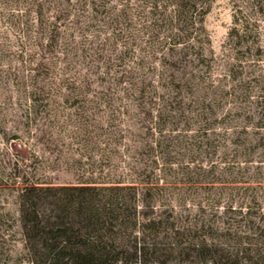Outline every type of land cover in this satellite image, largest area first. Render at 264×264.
Instances as JSON below:
<instances>
[{"label":"trees","instance_id":"trees-1","mask_svg":"<svg viewBox=\"0 0 264 264\" xmlns=\"http://www.w3.org/2000/svg\"><path fill=\"white\" fill-rule=\"evenodd\" d=\"M238 2L229 37L240 48L256 45L261 53V25L250 21L243 2ZM259 2L264 11V0ZM11 4L10 20L26 26L22 29L26 61H32L27 67L26 100L42 98L45 86L54 89L38 76L42 70L50 75L57 67L62 97H71L73 88L78 89L76 96H83L86 87L97 83L98 98L133 102L154 121L153 143H147L151 162L139 156L146 151L135 148L131 157L136 164L156 165L164 160L159 152L171 155L172 143H163L167 132L190 130L195 122L205 132L215 130L221 113L206 108V85L201 84L202 74L194 71L198 64L211 66L213 57L199 34L208 38L205 16L212 0H11ZM99 24L109 43L103 42L93 54L89 29ZM240 82L250 83L246 77ZM189 100L201 106L197 112ZM206 137V149L216 151L218 145ZM130 168L137 178L120 175L77 184L25 185L19 221L29 264H264L261 211L256 214L245 209L244 202L221 199L161 200L164 185L141 177L135 164Z\"/></svg>","mask_w":264,"mask_h":264},{"label":"rangeland","instance_id":"rangeland-1","mask_svg":"<svg viewBox=\"0 0 264 264\" xmlns=\"http://www.w3.org/2000/svg\"><path fill=\"white\" fill-rule=\"evenodd\" d=\"M236 1L243 2V13L250 21L256 19L261 25V53L258 46L240 48L229 37L234 13H238ZM260 3L212 0L205 16L208 38L198 32L200 43L213 57L211 66L198 64L194 71L202 74L201 84L206 85V108L221 115L215 130L205 132L195 122L190 130L167 132L163 143H172L173 151L171 155L159 152L164 160L156 166L136 164L131 157L135 148L142 149L146 153L139 156L151 162L147 143H153L154 121L133 102L98 98L97 83L86 87L83 96H76L78 89L73 88L71 97H62L57 83L60 72L53 67L50 75L38 71V77L54 89L45 86L42 98L26 100L27 67L32 62L26 61V32L22 30L26 26L10 20L11 0H0V264H29L19 197L22 188L32 183L77 184L120 175L137 178L138 173L130 168L135 164L141 177L158 179L164 185L161 200L244 202L245 209L264 214V145L260 140L264 139V11L259 10ZM99 29L100 24L89 29L93 54L103 42L109 43ZM244 77L250 83L240 82ZM247 93L253 96L248 98ZM188 103L195 105L191 107L195 112L201 107ZM206 134L218 145L216 151L206 149ZM208 160L212 162L207 164Z\"/></svg>","mask_w":264,"mask_h":264}]
</instances>
